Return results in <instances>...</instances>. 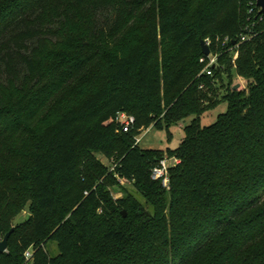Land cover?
I'll return each instance as SVG.
<instances>
[{"label": "trees", "instance_id": "1", "mask_svg": "<svg viewBox=\"0 0 264 264\" xmlns=\"http://www.w3.org/2000/svg\"><path fill=\"white\" fill-rule=\"evenodd\" d=\"M250 2L0 0V237L14 228L0 264H264V20ZM208 38L224 52L213 76ZM178 123L176 149L137 142ZM163 159L168 187L152 177ZM119 178L131 188L115 198Z\"/></svg>", "mask_w": 264, "mask_h": 264}, {"label": "rangeland", "instance_id": "2", "mask_svg": "<svg viewBox=\"0 0 264 264\" xmlns=\"http://www.w3.org/2000/svg\"><path fill=\"white\" fill-rule=\"evenodd\" d=\"M235 86L240 85L239 89H243L247 87V81L239 76H235ZM225 92V89H221V94ZM226 110V105L223 104L219 108L212 110L208 118L203 120L204 123L209 122V120H215L216 117L223 111ZM184 123L173 124L170 128L159 127V126H150L148 129H144L139 135L140 146L145 150H167L169 148L176 149L179 147L181 141L185 136ZM101 160L107 165L110 164V161L107 160L104 156L100 155ZM120 185L114 186L111 188L112 193L115 198L121 197L124 195L122 187H130V183H128L125 179H118ZM122 186V187H121ZM30 215L29 209L26 208L21 215L16 219L15 223H21L25 221ZM49 247L54 254L57 250V245L55 242L51 241L49 243Z\"/></svg>", "mask_w": 264, "mask_h": 264}, {"label": "built area", "instance_id": "3", "mask_svg": "<svg viewBox=\"0 0 264 264\" xmlns=\"http://www.w3.org/2000/svg\"><path fill=\"white\" fill-rule=\"evenodd\" d=\"M250 4L251 5L256 4L255 6L259 10V16H260V14H262V16H260V17L256 16V19L259 18V21H263L264 20V16H263L264 13H262L261 7L258 6L257 0H251ZM254 12H255V7H251L249 10V14L252 15ZM256 23H257V21L254 22L252 24V26H255ZM247 30H248V33L242 36L241 42H245L249 39H252L254 36L257 35V33L251 29V27L248 26ZM230 40H231L230 37H226L222 41V46L224 48V51L233 53V62L235 63L239 57L240 43L236 42L233 46L228 47ZM205 41L207 42L208 46L210 47V54L209 55L204 54L201 57L200 62L204 65L202 72L206 75L213 76L215 68L220 66V57L222 56V54L224 52L212 50L211 49V46H212V40L211 39L208 38ZM218 41H220V39ZM201 87H205V85L203 84ZM118 119H119V122L121 123V125L123 126L124 131H130L136 122L135 117L132 115H128L127 113H120ZM140 141H141V139L138 138L137 142H140ZM175 161L179 162V159H175ZM169 163H170L169 159H163L161 161V164L154 168L153 174H152L153 179L161 180L165 187H168V185H169ZM27 256L30 257L31 252H28Z\"/></svg>", "mask_w": 264, "mask_h": 264}, {"label": "water", "instance_id": "4", "mask_svg": "<svg viewBox=\"0 0 264 264\" xmlns=\"http://www.w3.org/2000/svg\"><path fill=\"white\" fill-rule=\"evenodd\" d=\"M257 4L258 6L261 7V11L262 13H264V0H257ZM202 44V49H203V53L205 55H209L210 54V47L208 46L207 42L205 40L201 41ZM240 87V85H236L234 87V89H238ZM124 215H127V212L124 211ZM14 232V228H12L6 235L4 238L0 237V253H4L6 251H8V247H9V239L10 236L12 235V233Z\"/></svg>", "mask_w": 264, "mask_h": 264}]
</instances>
